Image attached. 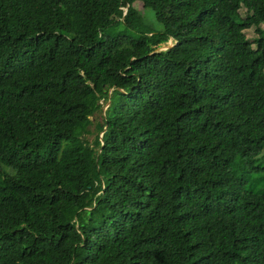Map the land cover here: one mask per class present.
Masks as SVG:
<instances>
[{"label":"trees","instance_id":"1","mask_svg":"<svg viewBox=\"0 0 264 264\" xmlns=\"http://www.w3.org/2000/svg\"><path fill=\"white\" fill-rule=\"evenodd\" d=\"M263 23L0 0V264H264Z\"/></svg>","mask_w":264,"mask_h":264},{"label":"rangeland","instance_id":"2","mask_svg":"<svg viewBox=\"0 0 264 264\" xmlns=\"http://www.w3.org/2000/svg\"><path fill=\"white\" fill-rule=\"evenodd\" d=\"M261 25L264 26V23ZM158 27H160V24H158ZM245 33H246L247 38H249V40L252 41L254 36L256 35V32L254 30V26H251L250 28H246ZM168 43H172V42L168 41ZM162 47H164V46H162ZM88 137L91 139L93 137V133L88 134Z\"/></svg>","mask_w":264,"mask_h":264},{"label":"clouds","instance_id":"3","mask_svg":"<svg viewBox=\"0 0 264 264\" xmlns=\"http://www.w3.org/2000/svg\"><path fill=\"white\" fill-rule=\"evenodd\" d=\"M167 44H169V43H167ZM170 44H172V43H170ZM164 47H167V46L164 45ZM161 48H163V47L161 46Z\"/></svg>","mask_w":264,"mask_h":264},{"label":"water","instance_id":"4","mask_svg":"<svg viewBox=\"0 0 264 264\" xmlns=\"http://www.w3.org/2000/svg\"><path fill=\"white\" fill-rule=\"evenodd\" d=\"M169 45H171L170 43L169 44H166V46H169Z\"/></svg>","mask_w":264,"mask_h":264}]
</instances>
